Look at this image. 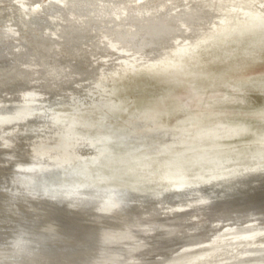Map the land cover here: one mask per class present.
<instances>
[{
  "label": "bare ground",
  "instance_id": "obj_1",
  "mask_svg": "<svg viewBox=\"0 0 264 264\" xmlns=\"http://www.w3.org/2000/svg\"><path fill=\"white\" fill-rule=\"evenodd\" d=\"M34 1L16 0L19 3L16 7L13 4L4 7L0 18L10 16V20L5 18L2 22H7V26L16 33L40 38L41 35L35 30L56 25L55 19L60 15L79 13L89 18L88 15L102 17L110 13L103 7H96V0H82V7L74 6V0H47L45 11H36L34 4L31 15H28L25 3ZM106 1L99 0L100 3ZM218 2L207 0L204 9L193 16L191 33L196 38L189 46L191 58L178 63L179 58L176 63L174 60L173 64L180 65L179 69L196 57L195 53L203 42L212 40L208 35L219 25V18L208 13L217 7ZM245 3L252 15L249 27L244 23L245 26L237 28L236 25V29L226 32L221 28L224 33L217 35L219 32H214L216 35L213 39L220 43L223 39L232 40L235 34H246L259 40L264 37V0H245ZM220 4L228 5L223 1ZM18 13L25 15L26 20ZM18 15L23 19L20 21L22 25H25L22 28ZM258 21L263 25L262 29L256 31ZM239 23L242 21L239 20ZM26 26L33 30L29 32ZM104 29L101 33L108 35L116 33L123 37L122 34L126 33L120 32L125 30L123 28L118 31ZM48 31L46 35L50 34ZM75 34L71 40L62 34L52 35L56 43H63L62 48L56 45L48 48L45 43L43 46H46L40 51L33 49L31 43L16 42V45L7 46L14 55L11 60L7 56H0V105L6 101L17 102L9 108L0 106V264H264V154H251L256 159L254 163L234 166L228 161L224 162L232 169L226 166L209 177L194 174L197 180H211L209 182L213 184L220 183L217 181L225 177L233 178L243 188L240 192L220 194L216 187L202 188L194 184L145 192L122 185L124 178L139 179L143 173L146 176L148 171L145 168L151 166L149 162L158 157L163 159L160 154L171 151L173 142L168 139L163 143L148 141L145 139L147 135L130 127V131L124 132L123 128H119L105 132L104 127L92 118H97V111L105 109L107 104L92 93L106 90L109 80L116 81V76L121 77L127 71L138 69L151 56L146 51L128 49V44L117 49L118 39L115 44L102 43L109 51L91 48L94 51L82 55L71 49L73 43L78 41L74 40ZM96 62L108 67L105 73L107 77L102 80L84 79L100 72L102 65ZM114 85L111 87L115 88ZM74 87L80 92L71 90ZM83 89L85 91L81 93ZM7 95L12 100H3ZM39 96L47 100L42 101L41 98L39 101ZM58 98H64L59 101L62 104L58 105H65L68 109L52 114L50 104ZM81 100L89 102L91 108L88 113L76 109ZM19 103H25V106L17 107ZM38 112L39 115H36ZM90 114L91 119L88 117ZM25 124L32 128H51L48 136H18V130ZM73 127H78L85 135L71 133ZM148 131L154 132V128L148 126ZM112 135L120 151H113L110 146ZM98 139L108 143L107 156L101 160L126 166L117 171L114 179L84 175L89 171L87 168L83 169L84 173L82 170H72L67 178L62 179L57 169L49 168V162L67 159L73 145L80 148L83 144L90 151L96 140L100 142ZM141 146H145V150L135 154ZM89 159L91 163L99 161ZM129 160L133 161V166L127 163ZM134 167L141 171H133ZM254 177L262 180L255 188L251 183L254 181H250Z\"/></svg>",
  "mask_w": 264,
  "mask_h": 264
},
{
  "label": "rangeland",
  "instance_id": "obj_2",
  "mask_svg": "<svg viewBox=\"0 0 264 264\" xmlns=\"http://www.w3.org/2000/svg\"><path fill=\"white\" fill-rule=\"evenodd\" d=\"M2 1L0 0V3ZM112 1L107 0L105 3H100L99 0L95 1L97 2L96 7H103L102 9L110 11V13L102 17L88 15L89 18H86L85 15H80L79 13L78 15L80 16L76 13L60 15V17L55 19L56 25L52 24L43 30H35L41 35L40 38L16 33L14 29L7 26V22H2L5 18V20H10V16H5L3 19L1 17L0 56H7L6 58L11 60L14 55L10 49H7V46L10 44L16 45V42L17 44L31 43L33 49H39L40 51L46 45L48 48L53 45L62 48L61 45L63 43L61 41L56 43V40L52 38V35L57 33L62 34L64 38L69 40L76 33L74 40L77 39L78 41L76 44L73 43L74 46L71 49L82 55L101 48L109 51L103 47L102 43L113 42L115 44L117 39V44L119 45L118 47L116 46L117 49L128 44L131 46L128 49L146 51L151 58L148 59L145 65L131 72L127 71L126 75H121L122 78L116 76V81L109 80L106 90L92 93L98 97V100L102 98L107 104L105 109L97 111L99 114L96 116L100 119L92 118V120L95 119L97 121L95 123L102 125V128L104 127L105 132L119 128H123L125 132V130L130 131V128H134L135 131L147 135L145 139L148 141L163 143L168 139L173 142L171 144L173 149L170 148L171 151L160 154L163 159L158 157V160L153 159L152 162H149L151 166L148 165L145 168L148 171L146 176L145 173H141L143 176L139 179L127 177L123 180L125 183L121 184L145 192L157 189L184 188L193 186V184L202 188L216 187L220 194H225L228 191H242L243 188L238 186L239 181L233 178L227 179L225 177L227 180L222 178V180L217 181L221 185L220 183L213 184L209 182L211 180L208 182H205L206 180H197V176H194V174H201L199 176L213 175L216 170L219 172L218 170L221 171L226 166L231 168L232 166L229 164L237 166L245 162L254 163L253 160L256 161V159L252 155L256 153L257 155L260 153L264 154V39L262 40L264 37L259 40L255 37L245 36L246 34L243 36L233 34L234 38L232 40L227 38L229 40L225 41L223 39L220 43L213 39L218 32L217 35L224 33L221 32V28L226 32V30L230 31L246 24L249 27L252 15L245 0H217L219 1L217 7H214L208 13L210 16L219 18V25L211 33L212 35H208L209 39L212 40L203 42L198 52L195 53L196 57H192L191 61H187L182 66V69H179L180 65L173 63H176L178 58L180 61L178 60L177 63L189 60V57L191 58L189 46L196 38L191 33L193 16L197 14V11L201 12L204 9V4L207 0H142L141 2L140 0H114L117 3ZM222 1L228 5L222 6L220 4ZM83 2L82 0H74L73 5L82 7ZM46 3L47 0H35L34 3H25V10L28 11V15H31V8L36 4V11H45ZM12 4L16 7L19 3L16 0H4L0 5V12H2L1 9ZM262 7L264 8V6ZM19 15L22 18L24 16L23 19L26 20L25 15L22 16L21 13ZM19 15L17 18L19 22H22L23 19ZM144 19H146L145 22H143ZM239 20L240 22L242 21L241 24ZM215 21H217V18ZM21 22L19 23L20 28L25 26ZM260 22L258 21L255 28L257 29L256 31L262 29L263 23L261 22V24ZM244 23L246 24L244 25ZM186 26L188 30H186ZM25 28L29 32L33 30L31 27L26 26ZM104 28L117 29V31L123 28L125 30L120 32L126 33L122 34L124 35L123 37L116 35V33H109L108 35L107 33H101L102 30H105ZM46 30L50 33L49 35H46ZM183 30L185 32H182ZM46 36H51L50 38L52 39L46 38ZM106 38L109 40L105 41ZM113 39L115 40L113 41ZM37 42L40 44L37 45ZM45 43L46 45L43 46ZM91 48L94 50H91ZM107 48H109L108 45ZM4 51L6 52L4 53ZM97 63L102 65L99 70L104 74L102 75L98 72L97 75H89L88 78L84 77V79L93 80L95 78L94 80H102L107 77L105 73H107L108 67L100 62L95 64ZM193 74L194 76H192ZM113 84H116L114 85L116 89L111 87ZM71 90L80 92L77 87ZM83 91L85 90H81V93ZM87 96H91V94H87ZM37 98L39 100L42 96ZM8 99L12 100V97L7 95L3 100ZM45 100L47 98L44 99L43 97L42 101ZM60 100H64V98L55 99L50 104L52 114H58L68 109L67 106L60 105L62 104V102H59ZM15 103L17 102L6 101L0 106L9 108L11 107L10 105ZM58 103L60 104L58 105ZM16 106H25V103H19ZM90 108L89 102L83 100L76 105V109L83 111L84 114L88 113ZM35 114L39 115V112ZM88 117L91 119L92 115L90 114ZM102 122L105 123V126H103ZM145 124L150 126V128H154V132L150 133L148 126H143ZM47 127L48 130L44 126L32 128L25 124L18 130V136H48L49 128L51 127ZM72 130L71 133L85 135V132L83 133L78 127H73ZM114 136H111L113 142L112 140L110 141V146L113 151H120V146L113 139ZM99 141L98 143L96 140L91 145L90 151L83 144L79 146L80 148L73 145L74 148L70 150L71 152L69 151L71 154L67 159L60 162H49V168L57 169L62 179L64 177L67 178L72 170H82L84 173L83 169L86 170L85 168L89 169L87 172L89 174L84 173V175L94 177L109 176L114 179L117 171L124 169L126 166L121 163L101 160L103 156H107L105 152L107 151L106 144L108 145V143ZM144 148L145 146H141L140 149L136 150L135 154L144 151ZM81 149H83L82 152L80 151ZM53 151L55 153V150ZM197 151L200 153L198 154ZM89 158L99 161L96 163L92 162V164V160ZM227 161L229 164L224 163ZM132 162L130 160L127 161L129 165H132ZM260 164L262 163L260 162ZM255 165L258 166L257 163ZM139 168L134 167L133 171L139 173L141 171ZM250 181H254L251 183H253L255 188L262 180L259 177H254ZM116 182L114 181V183Z\"/></svg>",
  "mask_w": 264,
  "mask_h": 264
}]
</instances>
